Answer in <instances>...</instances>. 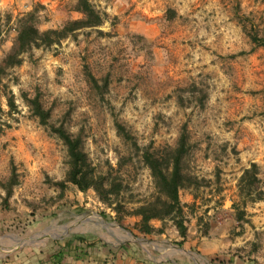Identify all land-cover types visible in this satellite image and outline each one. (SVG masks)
I'll use <instances>...</instances> for the list:
<instances>
[{"label":"rangeland","instance_id":"obj_1","mask_svg":"<svg viewBox=\"0 0 264 264\" xmlns=\"http://www.w3.org/2000/svg\"><path fill=\"white\" fill-rule=\"evenodd\" d=\"M90 1L106 12L101 25L32 47L1 77L17 111L1 95L0 264H38L40 249L79 234L98 237L110 255L136 242L160 264H264V200L246 203L247 222L231 207L252 161L264 190V48L248 35L264 34V0ZM75 2L0 0V65L17 49L23 13L34 11L40 31L60 28L83 16ZM36 92L50 121L80 134L91 161L120 174L134 200L151 196L153 181L116 122L151 150L174 146L185 125L186 172L207 180L179 192L195 199L185 208L188 238L157 219L150 222L163 234L142 235L136 216L118 221L92 189L67 183L61 191L54 181L64 179L66 147L22 98Z\"/></svg>","mask_w":264,"mask_h":264},{"label":"trees","instance_id":"obj_2","mask_svg":"<svg viewBox=\"0 0 264 264\" xmlns=\"http://www.w3.org/2000/svg\"><path fill=\"white\" fill-rule=\"evenodd\" d=\"M75 9L82 12L81 18L66 21L60 28H47L40 31L36 26L34 11L30 10L23 13L18 18V46L15 52L6 56L2 65H0V115L4 113L1 102V95H4L8 112L17 111L14 94L7 87L6 83H1V77L8 67L20 64V55L29 51L32 47L48 46L58 43L61 39L74 33L78 29L85 27L99 26L104 22L106 12L97 9L90 0H76ZM252 43L264 48V34L260 35L257 31L249 32ZM92 81L96 83V79L88 74ZM22 98L27 103L32 115L37 117L38 122L46 126L50 132L54 133L65 145L67 151V170L63 180H55L61 191L67 183L75 185L80 191L92 189L99 200L114 211L116 219L119 221L124 216H136L134 228L142 235L161 234L163 226L158 227L151 224L152 219L160 221L170 220L180 235L186 233V208H191L192 204L182 203L179 192L183 188L198 189L203 184L199 177L188 174L185 168V157L189 152L188 134L185 125L179 134L177 142L174 146L151 150L148 147H141L134 140V137L124 128V126L116 122V128L137 152L141 162L149 169L150 176L153 181L154 192L151 196L134 200L129 184H124L120 174L113 173L110 167L108 170H100L91 161L88 154L83 148V140L80 134H73L66 129L63 124L55 125L50 121V110L45 108L40 100V95L36 92L29 97L26 93H22ZM5 122L1 123V125ZM6 126H9L6 124ZM13 178V175L12 177ZM15 183V182H14ZM262 180L259 177V166L252 161L248 166L242 169L238 179V190L242 197L241 202L235 199L231 200V207L234 209V217L238 221H248L246 216L245 205L248 201L255 202L264 200V190L261 186ZM129 191L128 196L125 193ZM10 192H8L9 195ZM196 197V194H194ZM138 203L136 206H127L128 204ZM240 204L243 208H240ZM18 221V220H17ZM134 235H136L134 233ZM98 237H87L84 235H76V238H66L60 244L62 248H70L76 242L80 245L82 253L88 247L94 246L99 242ZM126 245L121 244L119 249L127 251ZM137 250L131 252L133 258L141 264H160L154 262L141 255L140 245L134 243ZM59 246V245H58ZM78 246V245H77ZM74 249V247L72 248ZM118 250H114L112 259ZM60 252V250L58 251ZM53 263L60 261V256L54 254ZM219 256L216 255V257ZM220 262L223 260L219 259Z\"/></svg>","mask_w":264,"mask_h":264},{"label":"crops","instance_id":"obj_3","mask_svg":"<svg viewBox=\"0 0 264 264\" xmlns=\"http://www.w3.org/2000/svg\"><path fill=\"white\" fill-rule=\"evenodd\" d=\"M185 194L186 195L184 199H182L180 195V200L182 203L191 204L194 202L195 199L190 193L187 192ZM204 207H208V205H204ZM210 210L211 209H208L207 213H209ZM186 236L188 238L189 235H187V233L184 235L179 234V238L182 240L185 239ZM73 245L74 246H71L70 248H62L59 245L55 248V250H51L49 248L48 252H46V249H40L37 256L38 264H141L140 261L137 262V260L133 258V254L131 253L133 251H130L128 245H126L127 251L118 249L114 259H112L109 250L103 244H94V246L86 248L84 253L81 252L82 249L80 248V244L78 242ZM73 247L74 249H72ZM59 250L60 252H58ZM138 250L144 258H147L140 248ZM54 254L58 255L57 258L60 256V261L58 263H53L55 256Z\"/></svg>","mask_w":264,"mask_h":264},{"label":"water","instance_id":"obj_4","mask_svg":"<svg viewBox=\"0 0 264 264\" xmlns=\"http://www.w3.org/2000/svg\"><path fill=\"white\" fill-rule=\"evenodd\" d=\"M135 240H136L137 242H139V243H142V242H143V241H142L141 239H139V238H135ZM178 248H181V249L185 250V249L182 248V247H178Z\"/></svg>","mask_w":264,"mask_h":264}]
</instances>
